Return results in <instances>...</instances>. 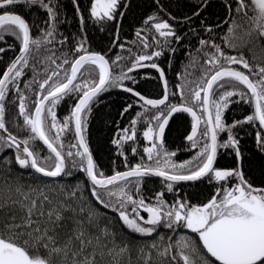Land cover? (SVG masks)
<instances>
[{"label": "snow or ice", "instance_id": "snow-or-ice-1", "mask_svg": "<svg viewBox=\"0 0 264 264\" xmlns=\"http://www.w3.org/2000/svg\"><path fill=\"white\" fill-rule=\"evenodd\" d=\"M22 3L46 10V18L30 22L17 10ZM155 3L129 41L120 35L125 0H87L83 10L73 0L78 32L71 39L59 27L68 22L60 0H0V41L6 34L19 41L0 73V264H264V183L250 182L240 137L245 123L253 128L264 171V55H256L264 53V0H221L215 20L202 16L209 0L183 17ZM88 24L101 31L112 25L110 44L121 51L110 57L93 49ZM185 46L188 64L170 90L158 61ZM198 64L200 74L189 79L187 68ZM147 67L162 82L158 97L137 90L131 75ZM108 89L131 94L121 115L134 111L112 140L125 170L111 174L99 167L87 137L92 106ZM64 98L67 114L58 117ZM237 104H247L249 114L226 122V110ZM10 105L26 134L10 130ZM181 112L191 116L185 139L196 151L177 161L165 147V129ZM141 121L144 145L137 140ZM126 143L139 156L131 166ZM221 148L234 166L217 165ZM153 176L161 188L145 196V178ZM204 181L213 192L199 202L182 191V182Z\"/></svg>", "mask_w": 264, "mask_h": 264}, {"label": "trees", "instance_id": "trees-1", "mask_svg": "<svg viewBox=\"0 0 264 264\" xmlns=\"http://www.w3.org/2000/svg\"><path fill=\"white\" fill-rule=\"evenodd\" d=\"M129 8L125 10V16L121 27V39L128 37L129 41L135 38V27H138L142 22L145 15L150 14L154 8H156L155 0H127ZM200 0H160V3L164 5L168 11L172 12L174 16L183 17L184 15H191L194 10V6L197 5ZM64 10L67 13L68 22L59 25L64 34L69 35L78 32L77 23L78 18L73 5V0H60ZM82 10L83 6L87 3V0H80ZM21 14L25 15L26 19L30 22L33 18L37 21L46 18V10L39 9L36 6L29 8L26 4H20L17 9ZM221 0H209V6L206 12H202L203 15H207L209 20H215L216 16L222 13ZM195 20V18H193ZM198 23V21H196ZM195 26V25H193ZM100 25L88 24L86 25V31L88 34V43L95 50L102 52H108L110 57L121 50L110 44L109 33L113 31L112 25L104 26V30H100ZM183 27V24H181ZM199 31V29H197ZM191 39V38H190ZM193 44L195 40L193 39ZM7 45H15V47H8ZM19 41L15 37L5 35V40L0 41V48H4L3 52H0V73L5 69L6 64L11 61L18 53ZM111 48L109 52L108 49ZM191 50L186 46L179 48L174 55L166 53L160 58L158 62L165 68L166 77L169 81V89L172 90L178 85L181 80L178 73H183L185 67L188 64L189 52ZM248 55V53H245ZM171 55V65H168V60ZM256 55L259 58L264 55L259 50H256ZM127 63V62H125ZM118 70V69H116ZM150 72L151 76L145 77L144 73ZM188 78L194 79L195 76L200 74L199 64L196 68L188 67ZM137 80V90L142 91L144 94L152 97H158L162 94V82L157 78V72L155 69H143L139 71H132ZM31 76V71H28L26 77ZM24 79V78H22ZM23 87V84H21ZM131 94L123 91L122 89H108L101 93L99 100L92 106V112L88 117V129L87 137L89 140L90 148L93 152V156L96 159L99 167L104 170L105 174H111L113 170H125L124 157L117 152V145L112 143L113 138L116 137L117 127L123 128L129 124L131 117L134 115L133 109H129L121 115L123 107L126 102H130ZM67 98L57 106V115L62 117L67 114L68 105L65 103ZM74 102V101H73ZM134 109L139 110L138 105H134ZM250 107L247 104H237L235 106L230 105L229 109L225 112L226 122H231L233 119H242L243 115L249 114ZM16 112V108L13 105L9 106V115L7 117L10 130L17 134H26L22 132L12 121V114ZM22 123V118H20ZM191 116L188 113L181 112L176 114L167 125L165 130V147L169 151H175L174 159L179 161L189 158L196 149H191L189 142L185 137L190 132ZM143 126H146V122L141 121L138 127L137 140L140 145L147 144L140 130ZM246 133V134H245ZM241 142L244 145L242 149L245 154V169L247 175L250 177V182L254 185H260L264 183V171L261 168L262 156L255 148L254 144V131L252 127H248L247 123L240 133ZM221 140L226 138V132H221ZM36 144L42 148L41 155L46 154V146L42 144V141L37 140ZM177 149H179L177 151ZM125 152L128 153V166L139 161V156L132 154L125 144ZM141 151L138 148V152ZM146 157L147 154L141 152ZM217 165L219 166H234V157L230 155L228 150L219 149L217 156ZM60 179V178H59ZM71 181L72 178H66ZM182 191L187 193L189 198L193 202H199L205 197L210 196L213 192V188L206 181L200 183L183 182ZM191 185V186H189ZM161 188L160 178L153 176L151 179L145 178L144 181V194L145 196H151ZM172 194L166 193V198L171 199ZM103 208V206H101ZM111 213L112 210H106Z\"/></svg>", "mask_w": 264, "mask_h": 264}, {"label": "water", "instance_id": "water-1", "mask_svg": "<svg viewBox=\"0 0 264 264\" xmlns=\"http://www.w3.org/2000/svg\"><path fill=\"white\" fill-rule=\"evenodd\" d=\"M147 68H150V67H147ZM145 69V68H144ZM134 70H142V69H134ZM133 70V71H134ZM177 113H174L173 114V117L176 115ZM173 117H171L170 119H169V121L173 118ZM166 128H167V126H166ZM166 130V129H165ZM40 175H42V174H40ZM51 179H58V178H51ZM183 183V182H182Z\"/></svg>", "mask_w": 264, "mask_h": 264}, {"label": "flooded vegetation", "instance_id": "flooded-vegetation-1", "mask_svg": "<svg viewBox=\"0 0 264 264\" xmlns=\"http://www.w3.org/2000/svg\"><path fill=\"white\" fill-rule=\"evenodd\" d=\"M125 2H127V0H125ZM132 34H134V33H132ZM142 214H145V213H142Z\"/></svg>", "mask_w": 264, "mask_h": 264}]
</instances>
